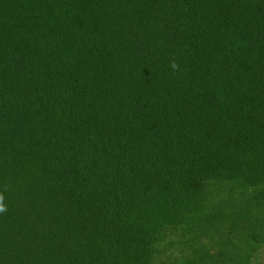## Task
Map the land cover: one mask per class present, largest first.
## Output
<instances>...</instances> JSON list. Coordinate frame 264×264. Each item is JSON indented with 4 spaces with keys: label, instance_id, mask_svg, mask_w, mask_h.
I'll return each mask as SVG.
<instances>
[{
    "label": "trees",
    "instance_id": "obj_1",
    "mask_svg": "<svg viewBox=\"0 0 264 264\" xmlns=\"http://www.w3.org/2000/svg\"><path fill=\"white\" fill-rule=\"evenodd\" d=\"M0 194V264H264V0H0Z\"/></svg>",
    "mask_w": 264,
    "mask_h": 264
},
{
    "label": "clouds",
    "instance_id": "obj_2",
    "mask_svg": "<svg viewBox=\"0 0 264 264\" xmlns=\"http://www.w3.org/2000/svg\"><path fill=\"white\" fill-rule=\"evenodd\" d=\"M169 67H170V69L173 70V72L180 71V65H179L178 61H176L175 59H173L170 62ZM4 201H5L4 195L0 194V213H5L8 210V206Z\"/></svg>",
    "mask_w": 264,
    "mask_h": 264
},
{
    "label": "rangeland",
    "instance_id": "obj_3",
    "mask_svg": "<svg viewBox=\"0 0 264 264\" xmlns=\"http://www.w3.org/2000/svg\"><path fill=\"white\" fill-rule=\"evenodd\" d=\"M259 259H260V261H264V251H261L260 252V255H259Z\"/></svg>",
    "mask_w": 264,
    "mask_h": 264
}]
</instances>
